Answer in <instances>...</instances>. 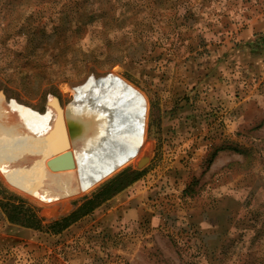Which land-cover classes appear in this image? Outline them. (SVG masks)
Returning a JSON list of instances; mask_svg holds the SVG:
<instances>
[{
    "label": "rangeland",
    "instance_id": "1",
    "mask_svg": "<svg viewBox=\"0 0 264 264\" xmlns=\"http://www.w3.org/2000/svg\"><path fill=\"white\" fill-rule=\"evenodd\" d=\"M114 76L147 99L138 161L48 206L0 176V264H264V0H0L6 103L44 118ZM127 168L144 175L48 229Z\"/></svg>",
    "mask_w": 264,
    "mask_h": 264
},
{
    "label": "bare ground",
    "instance_id": "2",
    "mask_svg": "<svg viewBox=\"0 0 264 264\" xmlns=\"http://www.w3.org/2000/svg\"><path fill=\"white\" fill-rule=\"evenodd\" d=\"M76 92L69 113L90 122L93 134L76 151L58 98H49L41 118L0 97V176L45 206L78 198L135 164L146 142L147 99L127 80L92 79ZM68 151L75 154V168L52 171L48 163Z\"/></svg>",
    "mask_w": 264,
    "mask_h": 264
},
{
    "label": "trees",
    "instance_id": "3",
    "mask_svg": "<svg viewBox=\"0 0 264 264\" xmlns=\"http://www.w3.org/2000/svg\"><path fill=\"white\" fill-rule=\"evenodd\" d=\"M143 175V172L133 171L131 168L125 169L115 178L104 184L91 198H87L85 203L70 216L54 222L48 229L58 233L67 230L82 218L92 214L102 203L112 199L114 196L137 182ZM7 206L11 209L8 211V215L12 222L22 223L31 228H40L42 221L37 218L31 208H24V206H17L14 204H7Z\"/></svg>",
    "mask_w": 264,
    "mask_h": 264
},
{
    "label": "water",
    "instance_id": "4",
    "mask_svg": "<svg viewBox=\"0 0 264 264\" xmlns=\"http://www.w3.org/2000/svg\"><path fill=\"white\" fill-rule=\"evenodd\" d=\"M75 97L74 101L75 102ZM71 105L66 109V121L68 125V131H69V137H70V143L72 145V149L76 151L77 148L81 146L80 142L86 141L87 139L90 140V138L93 137V134L91 133V130L89 129V123L84 120H80V118L73 117L69 111L71 110ZM144 117V115H142ZM143 133V130H142ZM84 139V140H83ZM142 146V143L140 144L138 150ZM137 150V152H138ZM147 163V160H142L139 164L140 168H142ZM49 168L52 171H64V170H70L75 168V154L72 151H68L53 160H51L48 163Z\"/></svg>",
    "mask_w": 264,
    "mask_h": 264
}]
</instances>
